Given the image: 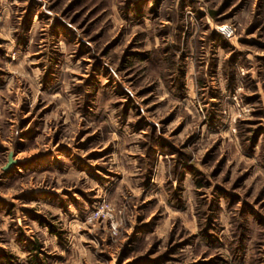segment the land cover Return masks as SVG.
<instances>
[{
	"label": "rangeland",
	"instance_id": "obj_1",
	"mask_svg": "<svg viewBox=\"0 0 264 264\" xmlns=\"http://www.w3.org/2000/svg\"><path fill=\"white\" fill-rule=\"evenodd\" d=\"M0 264H264V0H0Z\"/></svg>",
	"mask_w": 264,
	"mask_h": 264
},
{
	"label": "water",
	"instance_id": "obj_2",
	"mask_svg": "<svg viewBox=\"0 0 264 264\" xmlns=\"http://www.w3.org/2000/svg\"><path fill=\"white\" fill-rule=\"evenodd\" d=\"M17 161L13 159V154H10L8 164L5 167V170H9Z\"/></svg>",
	"mask_w": 264,
	"mask_h": 264
}]
</instances>
